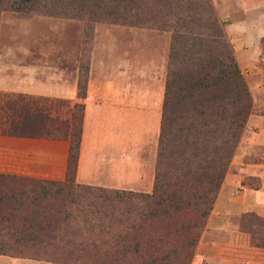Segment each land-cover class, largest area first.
Instances as JSON below:
<instances>
[{
  "label": "trees",
  "instance_id": "obj_1",
  "mask_svg": "<svg viewBox=\"0 0 264 264\" xmlns=\"http://www.w3.org/2000/svg\"><path fill=\"white\" fill-rule=\"evenodd\" d=\"M2 10L157 27L170 31V44L151 192L75 181L82 103L58 119L50 111L59 100L1 98V134L65 138L68 155L62 181L0 173V253L31 250L80 264H188L251 109L210 1L0 0ZM239 231L264 248L263 217L243 214Z\"/></svg>",
  "mask_w": 264,
  "mask_h": 264
},
{
  "label": "rangeland",
  "instance_id": "obj_2",
  "mask_svg": "<svg viewBox=\"0 0 264 264\" xmlns=\"http://www.w3.org/2000/svg\"><path fill=\"white\" fill-rule=\"evenodd\" d=\"M209 1L249 89L251 109L188 264H264V248L239 231L243 214L264 218V0ZM169 44L170 31L157 27L97 20L86 13L72 17L2 10L0 84L9 87L0 85V100L17 94L59 100L64 103L50 111L58 119L82 103L87 120L85 125L82 120L83 163L89 154L95 165L87 170L91 182H83L84 173L79 179L75 174V181L151 192ZM83 67L86 89L79 97ZM59 87L70 93L61 95ZM88 103L90 110H85ZM15 148L41 157L21 162L29 174L17 176L50 180L66 172L65 138L22 141L0 134V172L15 175L2 171L9 159L12 166L20 165L15 157L23 155ZM0 264L80 263L50 261L27 250L0 253Z\"/></svg>",
  "mask_w": 264,
  "mask_h": 264
},
{
  "label": "crops",
  "instance_id": "obj_3",
  "mask_svg": "<svg viewBox=\"0 0 264 264\" xmlns=\"http://www.w3.org/2000/svg\"><path fill=\"white\" fill-rule=\"evenodd\" d=\"M3 88H5V87H9V84H8V82H3L2 84H0ZM58 91H60L61 92V95H63V94H65V93H67V94H69L70 93V90H68L66 87H59V89H58ZM73 93H75L73 90H71V95L73 94ZM74 97V96H73ZM84 100V99H83ZM88 108H89V110H90V104L88 103V104H86V106H85V110L87 109L88 110ZM84 118V117H83ZM93 118V117H92ZM94 119V118H93ZM83 120H85L84 121V125L86 124V117L83 119ZM89 120V119H88ZM83 131H82V134H81V142H80V147H79V156H78V160H77V170H76V175H77V179H79V177H82V175H84V179L83 180H85V181H83V182H87V183H89V182H91L92 181V179L90 180V176H91V174L87 171L88 170V168L91 166V164H92V161H89V154H88V156H87V163H83L84 162V129H82ZM1 134V133H0ZM8 136H11V137H16V139L18 140V139H22V141H25L26 139H33L34 137H22V136H13V135H8ZM19 148H15V149H13V151H14V153H19V154H21V155H23V156H16L15 157V161L16 162H20V165L18 164V165H16V166H12L11 164H12V161H11V159H9L10 161H8L9 163H7V166L4 168V169H2V171H4V172H8V173H15V175H17V174H29V171H28V167H26V166H24V165H21V162H23L24 160H26L27 162H30L31 163V161H32V157L34 156V157H36V159L38 158H41L39 155H35V154H33V153H31V151L29 152V151H27V150H23V151H21V150H18ZM27 151V152H26ZM62 161H63V159L61 160V164H62ZM93 165H95L94 163L92 164V166ZM0 170H1V168H0ZM0 173H2V172H0ZM84 173V174H83ZM57 177H55V179H50V180H57V181H62V180H64V178H65V171L62 173V174H58V175H56ZM92 178V177H91ZM46 179V178H45ZM80 181V180H79ZM77 182V181H76ZM81 182V181H80Z\"/></svg>",
  "mask_w": 264,
  "mask_h": 264
}]
</instances>
